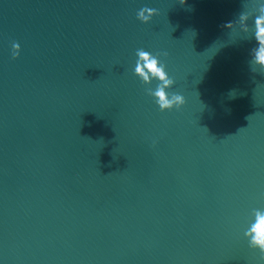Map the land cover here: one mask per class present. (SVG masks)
Returning <instances> with one entry per match:
<instances>
[{
  "label": "water",
  "instance_id": "obj_1",
  "mask_svg": "<svg viewBox=\"0 0 264 264\" xmlns=\"http://www.w3.org/2000/svg\"><path fill=\"white\" fill-rule=\"evenodd\" d=\"M248 6L0 0V264H264L245 235L264 212V69L229 27ZM138 48L169 53L180 109L149 95Z\"/></svg>",
  "mask_w": 264,
  "mask_h": 264
},
{
  "label": "clouds",
  "instance_id": "obj_2",
  "mask_svg": "<svg viewBox=\"0 0 264 264\" xmlns=\"http://www.w3.org/2000/svg\"><path fill=\"white\" fill-rule=\"evenodd\" d=\"M248 8L241 13L239 21L233 25V30L251 32L255 38L256 46L253 49V64L264 69V0H248ZM158 14V9L143 7L137 12V18L144 23L151 21L152 17ZM252 19L250 26L248 21ZM13 55L18 57L21 51L19 42L12 43ZM138 57L135 71L139 77L145 78L144 70L147 69L154 79L162 83L150 92L154 102L161 111L180 109L186 103V97L180 92L169 91L176 84V79L170 74L168 64L161 57H167V51H153L145 48L136 50ZM245 235L249 239L252 248L264 252V212L258 214L251 227Z\"/></svg>",
  "mask_w": 264,
  "mask_h": 264
}]
</instances>
